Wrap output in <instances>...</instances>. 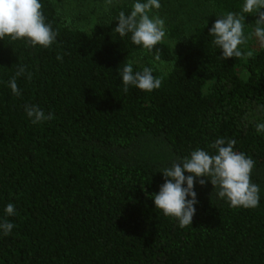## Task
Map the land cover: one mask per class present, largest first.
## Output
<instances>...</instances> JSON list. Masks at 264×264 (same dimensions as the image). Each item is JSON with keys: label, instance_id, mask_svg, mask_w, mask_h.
<instances>
[{"label": "trees", "instance_id": "16d2710c", "mask_svg": "<svg viewBox=\"0 0 264 264\" xmlns=\"http://www.w3.org/2000/svg\"><path fill=\"white\" fill-rule=\"evenodd\" d=\"M206 1L220 15H248L244 0ZM40 3L58 33L49 48L0 39V221L14 224L0 231V264H264V132L255 130L264 122V47L248 38L240 48L252 57L223 59L213 22L203 21L175 51L165 43L148 51L115 31L129 3L89 32L70 27L52 0ZM129 62L134 72L152 68L161 87L124 93ZM20 65L32 78L17 77L16 96L8 81ZM32 104L55 118L32 123L24 107ZM221 137L255 161L259 205L230 207L199 177L192 224L181 228L155 209L160 171L197 148L214 154Z\"/></svg>", "mask_w": 264, "mask_h": 264}, {"label": "clouds", "instance_id": "9594fccd", "mask_svg": "<svg viewBox=\"0 0 264 264\" xmlns=\"http://www.w3.org/2000/svg\"><path fill=\"white\" fill-rule=\"evenodd\" d=\"M113 0H105V5H112ZM159 0H135L130 14L121 11L118 15V25L115 31L124 37L131 33V41L148 51L162 43L166 35L164 20L159 16H150L153 9H159ZM264 0H244L242 13L256 14L255 28L250 33L261 47H264ZM245 15L227 12L219 16L209 29L214 36L213 43L221 49V57L243 58L252 57L253 51L242 52L240 46L246 44L248 37L244 33ZM58 33L45 22L40 0H0V39L6 36L11 40H26L31 46L49 48L55 41ZM58 61L63 60L59 53ZM159 59V56L156 57ZM153 69L144 67L142 71H133L132 63L125 64L121 71L123 92L127 93L129 86H135L141 91L151 92L159 89L162 79L153 76ZM25 76L31 80L32 73L26 71V66L17 67L15 74L8 81L11 92L20 96L21 91L17 85V77ZM25 112L32 123H41L54 119V113L45 114L38 105H25ZM257 133L264 132V122L255 126ZM235 139L217 138L210 147L215 153L197 148L191 151L190 156L174 160L170 167L163 169L164 182L159 186L157 193L151 194L155 209H159L165 216L178 221L181 228L192 224L196 212L194 205L198 203L194 185L206 183L205 177L217 195L225 199L233 208H255L259 205V185L252 182L251 173L255 161L245 153L234 150ZM185 172L188 175H185ZM186 185V186H185ZM6 215L15 214V207L8 203L4 209ZM14 224L0 221V231L4 236L11 233Z\"/></svg>", "mask_w": 264, "mask_h": 264}, {"label": "rangeland", "instance_id": "374dc122", "mask_svg": "<svg viewBox=\"0 0 264 264\" xmlns=\"http://www.w3.org/2000/svg\"><path fill=\"white\" fill-rule=\"evenodd\" d=\"M57 11L72 27L85 32L91 29L103 26L107 21L109 9L123 2L133 4L135 0H113L112 5L106 6L105 0H52ZM161 7L153 9L149 13L150 16H159L164 20V27L169 24H175L182 28L183 32L178 38H170L167 34L162 43L167 44L172 51H175L180 44L185 41L192 28L203 21L214 22L220 14L216 13L206 0H159ZM261 11H264L262 9ZM258 18L256 14H248L245 17L244 33L251 41V47L257 48L260 46L254 36L250 33L255 28V20ZM157 67L167 72L170 65L162 60H158ZM239 75L242 78L247 76L245 69H239Z\"/></svg>", "mask_w": 264, "mask_h": 264}]
</instances>
